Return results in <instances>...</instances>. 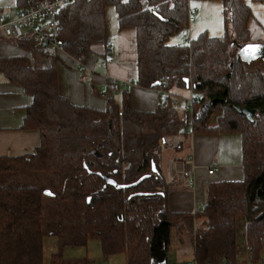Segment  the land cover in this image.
Here are the masks:
<instances>
[{"label":"trees","instance_id":"trees-1","mask_svg":"<svg viewBox=\"0 0 264 264\" xmlns=\"http://www.w3.org/2000/svg\"><path fill=\"white\" fill-rule=\"evenodd\" d=\"M188 2L73 0L58 13L62 48L83 64L107 43L106 7L114 6L119 28L136 30L137 83L160 87L164 79L167 91L198 92L193 109L182 115L170 103L137 110L128 94L121 104L109 98L105 109L76 105L58 90V51L40 48L33 38L0 37L52 61L30 66L24 55L0 56V72L33 95L23 128L40 133L33 152L0 156V264H43L48 235L59 239L51 264H90L88 258L63 253L67 245L87 246L90 238L100 239L105 255L125 253L127 264H168L172 233L181 219L183 229L194 233L198 264L264 263V68L254 66L262 59L246 63L238 54L239 45L255 43L248 27L252 11L244 0H222L223 36L202 32L191 42L171 43L189 23ZM16 5L15 11L23 9L28 0ZM218 106L225 113L214 120ZM245 107L254 110L253 121L238 111ZM188 129L239 130L243 137L244 178L209 183L197 213L200 228L186 214L169 211L159 164L168 138ZM103 175L124 185L150 176L117 188ZM238 217L245 220L243 245L251 251L242 262Z\"/></svg>","mask_w":264,"mask_h":264},{"label":"crops","instance_id":"crops-1","mask_svg":"<svg viewBox=\"0 0 264 264\" xmlns=\"http://www.w3.org/2000/svg\"><path fill=\"white\" fill-rule=\"evenodd\" d=\"M107 43L110 44L109 49L100 45L96 52L85 57L86 63L83 61V64L64 50L57 52L61 58L57 63L58 90L70 102L105 109L109 98L121 104L128 94L132 107L137 110L154 111L161 103H170L177 111H185L183 107L172 104L181 89H172L166 94L163 93L166 90L164 86L144 87L137 83L136 30L133 27L119 28L115 39H107ZM15 55H24L30 66L52 65V61L40 53L33 54L16 43L1 40L0 56ZM32 102L33 95L26 92L21 83L11 81L3 74L0 80V156H21L33 152L40 144L37 129L23 128L26 108ZM242 141L239 130L188 129L184 134L169 137L159 159L169 189V211L193 218L194 228L201 226V217L197 213L206 202L209 183L244 178ZM170 156L179 160L178 163L174 161L171 167L167 164ZM214 164H218V170L210 175L208 169ZM186 169L191 171L195 180L192 187L188 186L184 176ZM183 224L181 219L176 231L181 230L180 227L183 229ZM245 248V252L239 251L238 259L241 255L246 257L242 261L247 260L251 252L248 245Z\"/></svg>","mask_w":264,"mask_h":264},{"label":"rangeland","instance_id":"rangeland-1","mask_svg":"<svg viewBox=\"0 0 264 264\" xmlns=\"http://www.w3.org/2000/svg\"><path fill=\"white\" fill-rule=\"evenodd\" d=\"M124 1V0H123ZM252 11L251 18L248 23V27L251 32L252 41L255 43H264V0H244ZM189 9L194 11L196 19L192 23H188L186 27L172 35L170 42L174 44H185L187 42V37L196 39L198 35L202 32L210 36L221 37L226 32L223 14V2L222 0H189ZM0 7L7 8V14L10 18L13 17L17 5L16 0H0ZM106 23H107V37L109 40L115 39L117 33L119 32V24L117 20V12L112 5L106 7ZM85 62V60H84ZM86 63V62H85ZM255 67L264 68V61L258 60ZM3 78V73L0 72V80ZM181 92L177 94V98L182 101L184 96H197L198 92L191 89H181ZM183 107V103L180 108ZM219 108L221 106H218ZM216 111L217 107H214ZM180 111V110H179ZM178 113L181 115L186 111L182 110ZM227 112V111H226ZM225 111L220 108V110L214 114V120L217 116L224 114ZM216 122V121H215ZM242 126L245 127V122H240ZM175 138V144H176ZM171 147L170 145H168ZM172 148V147H171ZM95 150V149H92ZM162 151V149H161ZM162 154V153H160ZM171 157V156H170ZM178 163L179 160L171 157L168 159V166H172L173 162ZM161 167V166H160ZM246 223L243 217H238L237 220V234L239 250L246 251L245 246H243V235L245 233ZM200 228V227H199ZM191 228H186V230H173L172 233V243L169 249V263L175 264H186L192 263L194 260V253L192 248V243L194 239V233ZM264 235V233H263ZM87 246H74L67 245L63 247L64 256L67 258H88L90 264H127V259L125 253H113L105 255L102 249L101 241L98 238H90L87 241ZM59 250V239L55 235H48L44 239L43 243V264H51V257L54 252ZM248 250V249H247ZM250 251V249L248 250ZM244 254V253H242ZM246 259L244 255H241L240 262ZM247 261V260H245ZM251 264H264L263 262H256Z\"/></svg>","mask_w":264,"mask_h":264},{"label":"built area","instance_id":"built-area-1","mask_svg":"<svg viewBox=\"0 0 264 264\" xmlns=\"http://www.w3.org/2000/svg\"><path fill=\"white\" fill-rule=\"evenodd\" d=\"M73 0H28L27 7L15 11L12 18L7 14V8L0 7V37H11L14 39L33 38L39 42V47L46 50H63L62 42L58 39L59 20L58 13L62 7H66ZM63 5V6H61ZM189 23L195 21L194 11L190 10ZM192 38L187 37V41L191 42ZM105 48L109 49L110 44L106 43ZM162 86H165L166 80H161ZM169 92V91H168ZM164 90L163 93H168ZM183 103V109L190 111L193 109L194 96H184L182 101L174 98L172 104L180 107ZM190 109V110H189ZM218 170V164L212 165L208 169V173L213 175ZM184 176L187 178V184L192 187L195 183L191 175V171L184 170ZM186 264H198L195 261Z\"/></svg>","mask_w":264,"mask_h":264},{"label":"water","instance_id":"water-1","mask_svg":"<svg viewBox=\"0 0 264 264\" xmlns=\"http://www.w3.org/2000/svg\"><path fill=\"white\" fill-rule=\"evenodd\" d=\"M240 58L246 62V63H251L255 60L258 59H262L264 60V43H249V44H245V45H239V52H238ZM110 59V57H109ZM187 87H190V81L187 79ZM159 83H155V85H158ZM238 111H240L241 113H243L247 119L249 121H253V116H254V110L250 109V108H242V109H238ZM152 169L153 171H156V166L155 164L152 165ZM150 175H144L142 176L140 179H138L136 182L132 183V184H118L112 177L108 176V175H103V178L106 181V184L112 185V186H116L117 188H125V187H129V186H136L138 185L143 179H145L146 177H148ZM44 193L46 195L52 196L53 192H51L49 189H46L44 191ZM90 200V199H88ZM165 264V262H164Z\"/></svg>","mask_w":264,"mask_h":264},{"label":"snow or ice","instance_id":"snow-or-ice-1","mask_svg":"<svg viewBox=\"0 0 264 264\" xmlns=\"http://www.w3.org/2000/svg\"><path fill=\"white\" fill-rule=\"evenodd\" d=\"M61 6H63V5H61Z\"/></svg>","mask_w":264,"mask_h":264}]
</instances>
